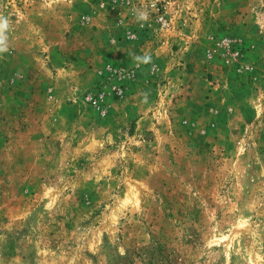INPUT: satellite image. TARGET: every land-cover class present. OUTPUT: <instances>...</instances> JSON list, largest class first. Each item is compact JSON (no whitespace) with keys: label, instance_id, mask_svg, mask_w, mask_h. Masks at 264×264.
<instances>
[{"label":"rangeland","instance_id":"rangeland-1","mask_svg":"<svg viewBox=\"0 0 264 264\" xmlns=\"http://www.w3.org/2000/svg\"><path fill=\"white\" fill-rule=\"evenodd\" d=\"M143 1L0 0V264H264V0Z\"/></svg>","mask_w":264,"mask_h":264},{"label":"clouds","instance_id":"clouds-1","mask_svg":"<svg viewBox=\"0 0 264 264\" xmlns=\"http://www.w3.org/2000/svg\"><path fill=\"white\" fill-rule=\"evenodd\" d=\"M135 19L140 21H147L149 19V13L146 9L136 8L134 9ZM9 31V21L6 17L0 16V55L9 51L8 45V36L7 32ZM137 64L140 63L150 64L152 57L150 54L145 53L143 56L135 57ZM146 100V95H145Z\"/></svg>","mask_w":264,"mask_h":264},{"label":"built area","instance_id":"built-area-1","mask_svg":"<svg viewBox=\"0 0 264 264\" xmlns=\"http://www.w3.org/2000/svg\"><path fill=\"white\" fill-rule=\"evenodd\" d=\"M163 0H144L142 7L149 13V19L155 21L161 27L168 26L167 17L160 11Z\"/></svg>","mask_w":264,"mask_h":264}]
</instances>
